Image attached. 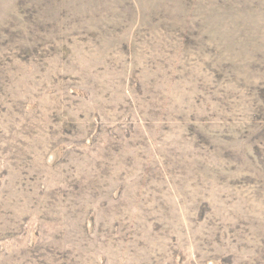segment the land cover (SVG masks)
<instances>
[{
  "label": "rangeland",
  "instance_id": "1",
  "mask_svg": "<svg viewBox=\"0 0 264 264\" xmlns=\"http://www.w3.org/2000/svg\"><path fill=\"white\" fill-rule=\"evenodd\" d=\"M0 264H264V0H0Z\"/></svg>",
  "mask_w": 264,
  "mask_h": 264
}]
</instances>
